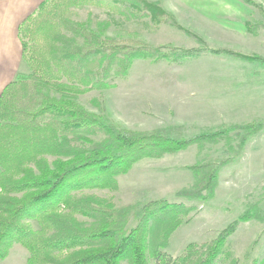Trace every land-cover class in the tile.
Instances as JSON below:
<instances>
[{"label": "trees", "instance_id": "trees-1", "mask_svg": "<svg viewBox=\"0 0 264 264\" xmlns=\"http://www.w3.org/2000/svg\"><path fill=\"white\" fill-rule=\"evenodd\" d=\"M242 1L264 14L256 0ZM86 4L104 8L107 19L93 26L74 18L73 9ZM166 14L150 0H43L20 23L26 65L0 94V261L19 243L28 251L26 264H264V258L240 263L228 248L241 223L264 219L259 202L214 238L190 242L177 256L166 251L197 202L215 196L221 169L241 158L247 143L264 130L263 121L194 134L174 125L136 130L79 101L91 90L115 87L136 60L180 61L203 54L205 49L194 48L166 52L164 45L109 34L115 17H148L159 26ZM172 24L182 28L177 21ZM259 24V19L245 21L252 34ZM204 53L264 64L259 53L226 48ZM207 144H223L225 153L189 166L193 181L176 192L183 200L162 197L118 207L109 198L84 192L117 190L118 176L137 162L192 146L203 150Z\"/></svg>", "mask_w": 264, "mask_h": 264}, {"label": "rangeland", "instance_id": "rangeland-1", "mask_svg": "<svg viewBox=\"0 0 264 264\" xmlns=\"http://www.w3.org/2000/svg\"><path fill=\"white\" fill-rule=\"evenodd\" d=\"M150 1H158L168 12L159 26L148 17L125 20L118 16L109 34L164 45L161 48L166 52L194 48L205 49L203 54L180 61L136 60L128 76L115 81V87L91 90L79 97L80 103L136 130L174 125L184 134H194L230 123L264 122V64L204 53L210 48H226L264 56V14L260 8L254 9L242 0ZM256 1L264 6V0ZM72 15L93 26L108 17L104 8L92 4L74 8ZM252 18L262 21L256 34L245 25ZM224 153L223 144H207L203 150L192 146L162 158H145L130 172L118 176L117 190L93 188L84 192L109 198L118 207L162 197L183 200L176 192L193 181L189 166L199 158ZM263 190L264 130L247 143L239 160L221 169L215 196L197 202L195 210L172 234L167 253L177 256L190 242L214 238L253 202L260 203L264 215ZM228 248L240 263L263 259L264 219L241 223L230 237ZM27 257V249L17 243L0 264H26Z\"/></svg>", "mask_w": 264, "mask_h": 264}, {"label": "crops", "instance_id": "crops-1", "mask_svg": "<svg viewBox=\"0 0 264 264\" xmlns=\"http://www.w3.org/2000/svg\"><path fill=\"white\" fill-rule=\"evenodd\" d=\"M42 1L0 0V94L16 73L25 68L18 27Z\"/></svg>", "mask_w": 264, "mask_h": 264}]
</instances>
